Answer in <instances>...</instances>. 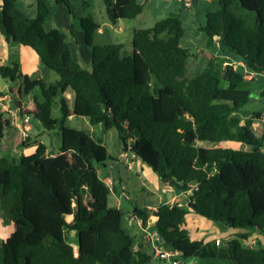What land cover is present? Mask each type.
<instances>
[{
	"label": "trees",
	"instance_id": "16d2710c",
	"mask_svg": "<svg viewBox=\"0 0 264 264\" xmlns=\"http://www.w3.org/2000/svg\"><path fill=\"white\" fill-rule=\"evenodd\" d=\"M54 1L72 14L69 0ZM103 1L113 24L134 20L144 10L140 0ZM218 2L220 9L207 12L199 30L212 51L233 54L243 69L222 68L216 56L197 77L186 80L191 54L181 46L185 31L177 17L135 30L131 55L122 44L94 46L101 26L82 19L92 48L90 73L74 59L62 31L46 30L52 15L48 0H36L33 18L18 9L17 0H0V33L6 42L32 49L58 80L24 76L18 62L0 66V77L21 80L19 94H34L35 110L29 115L45 131L59 128L61 137L55 156L42 143H35L29 156H0V220L14 224L12 235L0 238V264H150L145 250H134L127 214L109 205L114 190L100 176L112 129L126 143L130 140L129 150L161 182L179 193L191 192L189 206L196 215L221 228L246 231L218 247L214 241L192 240L184 228L189 210L180 198L154 213L135 207L133 215L145 224L154 217L167 248L178 250L184 260L264 264V248L246 245L253 232L264 234V136L252 129L261 114L255 112L243 123L235 116L250 102L249 91L241 88L245 71L264 75V0H239V7L254 15L251 25L232 12L233 0ZM68 91L74 94L73 110ZM54 105L60 107L59 118L52 116ZM72 115L88 119L93 132L69 128ZM10 124L0 108V143ZM25 141L31 138L23 147ZM226 142L247 149L223 147ZM71 232L77 234V249L66 241Z\"/></svg>",
	"mask_w": 264,
	"mask_h": 264
},
{
	"label": "rangeland",
	"instance_id": "374dc122",
	"mask_svg": "<svg viewBox=\"0 0 264 264\" xmlns=\"http://www.w3.org/2000/svg\"><path fill=\"white\" fill-rule=\"evenodd\" d=\"M72 7V14L68 12L65 7L57 6L54 0H48L50 7L52 8V15L48 19L45 24L46 30L56 29L62 31L66 37L68 44L73 53V57L76 61L87 68L92 60V48L86 44V36L81 28L80 21L82 19H93L96 23H99L102 27L103 32L97 31L93 38L94 46H107V45H124V51L131 55L133 53L132 49V36L135 30H141L146 28L153 27L157 22L167 19L169 17H177L182 27L185 31V35L181 40V46L190 49V58L187 61V71L185 74L186 80H192L197 77L202 70L204 69L206 63L208 62V57L214 56V53L218 55L219 53L212 51L207 45L205 41V37L200 32V28L205 25L206 22V14L207 12H215L220 9L218 0H211V2H207L205 0H190L192 2V7H186L184 2L179 0H140L143 5H145V10L142 15L138 16L134 20H123L122 26L125 31H118V27L116 28L113 23H111L108 19L106 13V7L103 0H69ZM234 5L232 8V12L238 16L246 19L248 23L253 24L254 15L248 13L247 11L241 9L239 7V0H233ZM35 4L36 0H17V7L20 11L26 13L29 17L33 18L35 16ZM73 26L72 33L69 30V27ZM216 47L220 49L219 43H216ZM83 49L88 52V58L82 60L80 55V50ZM35 54V53H34ZM220 54L225 56L227 53H223L220 51ZM233 55V54H232ZM230 55L229 58L224 57L220 59L221 67L225 68L226 65H231L237 70H242L243 66L239 60ZM220 56V55H219ZM252 78L253 75H250ZM255 80L246 79V81L242 84L241 88L249 91L250 93V102L244 106L240 111L235 113V116L240 118L241 120L249 119L255 112H262L264 114V96L262 95L264 91V75H255ZM19 84H22L21 81H17L12 83L9 80L3 79L0 77V90H5L6 92H10L11 88H17ZM38 90V89H37ZM73 94L72 92H70ZM33 96L34 94L25 96L22 94L23 101L33 104ZM4 104V103H3ZM15 109V108H14ZM33 111L27 109L23 113L30 114ZM60 113L59 106H53V117L57 116ZM5 118L11 120V114L5 112ZM263 124V123H262ZM31 125L33 126V139L35 140L38 134L39 129L44 128L42 124L37 119H32ZM67 126L72 129L80 130L85 133L91 134L93 131V127H91L89 120L82 117H74L68 123ZM96 133L99 132V128H95ZM49 132V131H48ZM52 139L56 140L55 144L50 146L52 151L59 150V136L60 130L59 128H55L50 131ZM61 138V137H60ZM48 139L46 138L45 141ZM124 136L121 138L116 129H112L107 133V138L105 141V145L109 152V158L106 162L107 169L111 170V176L113 178H118L119 175L123 177V173L128 175L126 172V167H124L121 163H117L115 161H123L127 166H132V172L140 175V179L143 184L148 185L154 192H161L162 190H158V176L142 161L138 159V163L133 164L134 160L132 155L128 154L125 151L124 146ZM27 143V141H25ZM130 140L126 144L130 145ZM208 145V144H205ZM202 144V146H205ZM31 147H35V143L30 145ZM223 147L233 148V149H247L243 145L239 143H231L230 145H222ZM144 168V169H142ZM102 171H106V169H102ZM134 178H130L126 184V192L128 191L127 187L133 183ZM128 185V186H127ZM166 186L170 185L166 183ZM131 195H134V191L130 190ZM163 193V192H162ZM183 197L180 198L181 205L186 209L190 210V196L191 192L187 191L183 193ZM168 199H157L153 207H158L162 204L169 203ZM175 203L173 201L172 205ZM109 205L111 207H117L114 194L111 193L109 198ZM145 208V207H144ZM132 209L130 202L123 199L122 210L125 213H129ZM198 216V215H196ZM191 217H189L190 220ZM198 220H203L206 224L210 221H207L203 217H196ZM4 221V220H3ZM8 229L13 230V223L11 220H6ZM5 223V221H4ZM214 224V223H212ZM7 229V228H6ZM239 232H243L242 230H235L227 228L220 230V239L222 241L221 247H225L227 241L231 239H236L239 235ZM74 232H71L66 235V241L71 243V236ZM232 235L229 237V235ZM234 233V235H233ZM256 239V246L264 248V234L261 232H253ZM1 238V237H0ZM2 239V238H1ZM250 241V240H249ZM248 241V242H249ZM71 245V244H70ZM248 245V243H247ZM152 256V255H151ZM151 264H167L156 257H152ZM180 264H231L229 261L221 260V259H211V260H203V259H180Z\"/></svg>",
	"mask_w": 264,
	"mask_h": 264
},
{
	"label": "crops",
	"instance_id": "0c3cea01",
	"mask_svg": "<svg viewBox=\"0 0 264 264\" xmlns=\"http://www.w3.org/2000/svg\"><path fill=\"white\" fill-rule=\"evenodd\" d=\"M205 1L211 2V0H205ZM178 2L181 3L180 0ZM144 10H145V5H144ZM122 21L123 20H119L116 24H113L116 28L118 27V31L120 32L125 31L124 27L121 24ZM49 30L50 29H48V31ZM99 32L100 33L103 32L102 27L100 28ZM79 50H80V55L82 57V60L87 59L88 55L86 56V54H88V52L81 48ZM34 53L35 52L28 47H24L19 44H8L5 40V37L0 33V66H11L12 62H18L21 66V73L24 76H29L31 78H35L36 80H44L46 83H53L57 81L58 76L52 73L46 67L41 66L38 55ZM230 55L231 54H226L225 56H223L220 53L218 55L214 53V56L212 55L211 57H208V59L210 60L216 56L219 57L220 59H223L224 57L229 58ZM241 65L244 66L243 63H241ZM254 77L255 76L253 75V77L251 78L252 81L255 80ZM18 81H21V80H18ZM21 86L22 84H19L17 88H11L9 93L6 92L5 90H0V98L6 97L9 95L12 97L10 102H4V104H6L9 107V110H10L9 113L11 114H19V113L26 114L23 112L26 111L27 109H30L33 112L35 110L34 101H33V104L30 103L29 101L27 102L23 101L22 94H19V90H21L22 88ZM40 92L41 90L38 88V90H36V93L39 95ZM70 92L72 91H68L65 97L67 98L69 102L70 109L73 110L74 94H71ZM54 106H58V105H54ZM57 113L58 115L53 118H59L61 116V113L59 112ZM257 113L261 114V117L260 119L254 121L252 129L257 136H264V114L260 111ZM27 115L30 116V119L32 122V119H34V116L32 114L31 115L27 114ZM52 116H53V108H52ZM74 117L76 116L72 115L69 118L68 122ZM243 122L244 120H242V123ZM31 127H32V131L30 133L31 141L29 143H26L23 147L22 144L24 141L21 137V133L15 130L10 124V128L6 131L5 138L0 143V156L18 159L22 155H26V156L32 155L36 149V146L35 147L30 146L33 143H42L47 146L48 152L52 156L58 155V150L52 151L50 148L53 142L55 144V141H56L52 139L51 132L45 131L44 128L39 129L37 137H35L36 139L34 140L33 135H32L33 126L31 125ZM46 138L48 139L47 141H45ZM58 140H59V143H61L60 136ZM231 143H236V142H226L224 144L230 145ZM263 151H264V148H263ZM128 154L132 155L133 159H135L133 164H135V162L137 164L138 159L133 155V153L129 151ZM115 162L116 164L121 163L124 167L127 168L126 172L128 175H125V173H123L122 174L123 177L120 175L118 178L112 177L115 182V189L113 191V194L115 197L117 208L122 209L123 199L130 202V205L132 206L131 211L129 213H126L127 218H129L130 216H133V209L135 207L139 209H142L144 207L146 208L148 206L153 207L154 204H156L155 202L157 201V199L159 201L160 199H168L170 200V202L167 204L171 206L174 200H176L177 198H181L184 195L183 192L181 193L177 192L172 186L167 187L166 184L161 182L158 177L155 178L158 181V185H157L159 188L158 190L159 191L162 190V191L156 193L148 185L142 183L139 174L132 172L133 171L132 166H127L126 163H123V161L121 160L115 161ZM105 169L106 171L100 172L101 175L103 177L111 176L110 175L111 170L107 169V166ZM130 178H134V180L130 186L127 185L128 191L126 192V184ZM130 190L134 191L133 196L131 195ZM189 217H191L190 220H189ZM196 217L198 216H196L193 209L191 208L189 210L188 215L186 216V223H185L184 228L189 232L192 240L204 241L205 243L212 242V241L215 242L216 240H221L220 235H217L218 233H220V230L225 229V231H227V228H221L218 225L212 224L211 222H209L211 224H206L203 220H198V218ZM128 228H129L131 235L133 236L135 240V244H137L139 248L145 250L148 255L150 256L152 255L151 257L153 256L156 257L154 255L152 245L148 238L149 234L157 231L156 226H155L154 217H150V219L148 220L147 224L144 227H140L134 224L132 227H128ZM13 232H14V224H13V230L11 231L8 229L7 223H4L3 219H1L0 220V237L6 240L12 235ZM243 233H246V231L239 232V234H243ZM231 235L232 233L229 235V237ZM71 240H72L70 243L71 246H73L74 249H77L78 248V238H77L76 232L72 234ZM249 240L256 241L255 235H252L249 238Z\"/></svg>",
	"mask_w": 264,
	"mask_h": 264
},
{
	"label": "built area",
	"instance_id": "2783aa9c",
	"mask_svg": "<svg viewBox=\"0 0 264 264\" xmlns=\"http://www.w3.org/2000/svg\"><path fill=\"white\" fill-rule=\"evenodd\" d=\"M180 1H183L186 7L192 6V2L190 0H180ZM245 73L247 74L246 79H251L250 75H252V74H249L247 71H245ZM11 99H12V97L10 95L0 98V108L3 112H7V113L10 112L9 107L3 103L4 102H10ZM10 122H11V126L15 130H17L21 133V137H22L23 141L30 138V133L32 131L30 116H28L27 114H22V113L11 114ZM100 176L102 178V181L110 188L111 191H113L115 189V182H114V179L112 178V176L103 177L101 175V173H100ZM146 209H148L152 213L157 211V207L148 206V207H146ZM134 224H136L140 227H144L147 223L145 224L142 219L133 215V216H130L128 218L127 225H128V227H132ZM148 238H149L150 243L152 245L154 255L158 259H160L161 261H163L167 264H180V259H181L182 254L178 250H172V249L167 248L163 239L161 238V236L159 235V233L157 231L149 234ZM248 241L246 242V245L248 243L247 247L254 248L256 246L255 240H250L249 242ZM215 244H216V246L219 247L222 245V241L216 240ZM138 249H139L138 245L135 244L134 250L138 251Z\"/></svg>",
	"mask_w": 264,
	"mask_h": 264
},
{
	"label": "water",
	"instance_id": "95a60500",
	"mask_svg": "<svg viewBox=\"0 0 264 264\" xmlns=\"http://www.w3.org/2000/svg\"><path fill=\"white\" fill-rule=\"evenodd\" d=\"M88 71H89L90 73H93V72H94V68H93V66H90V67L88 68ZM123 142H124V146H125V151H126V152H128V151L132 152L131 150H129V148H128L126 142H125V141H123Z\"/></svg>",
	"mask_w": 264,
	"mask_h": 264
}]
</instances>
